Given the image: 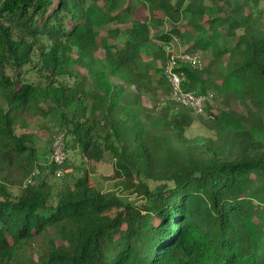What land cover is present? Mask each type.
I'll return each mask as SVG.
<instances>
[{
	"label": "trees",
	"instance_id": "16d2710c",
	"mask_svg": "<svg viewBox=\"0 0 264 264\" xmlns=\"http://www.w3.org/2000/svg\"><path fill=\"white\" fill-rule=\"evenodd\" d=\"M205 1L0 0V264H264V0ZM175 39L207 56L181 67L205 114L146 97ZM37 126L84 163L56 177Z\"/></svg>",
	"mask_w": 264,
	"mask_h": 264
},
{
	"label": "built area",
	"instance_id": "2783aa9c",
	"mask_svg": "<svg viewBox=\"0 0 264 264\" xmlns=\"http://www.w3.org/2000/svg\"><path fill=\"white\" fill-rule=\"evenodd\" d=\"M191 67L201 69L203 62L198 51H181L178 53H168L164 64V74L168 81V91L163 93L160 105L170 102L173 105H182L190 109L197 115L206 113V104L214 100V94L209 91L206 93H197L194 90L187 89L183 83L187 81L186 72L181 67ZM216 111L209 114L214 118ZM71 150L66 146V131L61 130L52 136L50 161L56 166L55 176L61 177L66 172L63 164L70 155ZM36 169L33 174H38Z\"/></svg>",
	"mask_w": 264,
	"mask_h": 264
},
{
	"label": "rangeland",
	"instance_id": "374dc122",
	"mask_svg": "<svg viewBox=\"0 0 264 264\" xmlns=\"http://www.w3.org/2000/svg\"><path fill=\"white\" fill-rule=\"evenodd\" d=\"M198 1L199 0H195V2H198ZM205 3H210V2L208 0H206ZM222 6H223L222 10H224V11L221 14L222 15L229 14V12L231 11V8L228 5H226V4H223ZM260 9L264 10V3H260ZM138 14H139V16H145V14H147V13L142 7H138ZM263 14H264V12H263ZM22 17H23L22 20H24L25 17L24 16H22ZM169 27H171V24L170 23H166V28H169ZM219 31L223 34V32H225L226 30L224 28H220ZM152 34L154 35L155 32L152 31ZM111 42H113V41H111ZM38 44H39L38 49H36L35 52L33 53L34 63L38 60V58L40 56V53H39L40 49L43 46V43H42L41 39H40V42L38 41ZM156 44H159V43H156ZM148 46L149 47L145 50L146 54L143 53V60H144L143 62H145V63L146 62L149 63V62L152 61V57H153L152 55L154 53L153 52L154 48L151 47L152 45H148ZM185 49H186V46L181 44L178 39L177 40L175 39V40L171 41L168 44V46L162 47L161 52L162 51L164 52L163 55H165V57L163 56L164 58L162 57L161 58L162 60L160 59L161 61H158V63H156V64H158L160 66V68H161L162 65L164 64L165 60H166V57H167L168 53H178V52H181V51H183ZM191 51H198L200 53V55L203 53L202 50H200V51L199 50H191ZM202 56L204 57V59H206V57H207L206 54H204V53L202 54ZM227 59H228V55H225L224 56V60H227ZM21 71L25 72L26 69L22 68ZM156 75L160 76L161 74L157 73ZM157 76H155V78ZM71 80H73V79H71ZM166 87L163 86L159 90L150 91L148 94H146V97L149 100V103H150L151 106L161 107L160 100H161V98L163 96V93L161 92V90H164ZM209 92L214 94V100H212L211 104H214V105L218 106V104H220V103H219L218 97L215 96V91L213 89L209 88ZM231 105L236 110H239V111L243 110V107L239 103H237L235 101L231 102ZM41 126H42V124H41ZM33 130L36 132V135L39 138L40 137L42 138V140L38 141V143H37V145H39V146L46 145L47 142H48L47 138L52 136V134L48 131V129H45L44 127L38 128V126H37ZM199 134L200 135H206V136H211L212 135V131H210L208 129V127L205 125L204 122L201 121V119L198 120V123L194 127L189 128V130L186 133V135L189 136V137H193V136L199 135ZM68 163H71V167L74 166V164L81 165V164L84 163L82 161V156H81V154H80V152L78 150H75V151L72 150V153L70 155V161ZM99 163H97L96 165L91 164V163H90L91 164L90 165L88 163V165H87V166H89L90 170L93 173L91 175L93 181L96 184H98L99 187H101L104 190H112V189H114V185L112 184V182H110V183L107 182V180H109V178H110V177L107 176V174H109L113 170V158H112V156L110 154H107V158L105 159V161L102 162V164L101 163L99 164ZM112 175H113V173H112ZM68 180H70V178H67V177H65V178H56V181L59 184H61V186H62L63 183L67 182ZM129 199L130 200H136V199H138V197L136 195H132V196L129 197Z\"/></svg>",
	"mask_w": 264,
	"mask_h": 264
},
{
	"label": "crops",
	"instance_id": "0c3cea01",
	"mask_svg": "<svg viewBox=\"0 0 264 264\" xmlns=\"http://www.w3.org/2000/svg\"><path fill=\"white\" fill-rule=\"evenodd\" d=\"M107 154H108V153H106L105 156H104V158H103V160L100 161L101 164H102V162H104L105 159L107 158ZM100 163H99V164H100ZM112 173H113V170H112V172H110L109 174H107V176H108V177H111ZM107 182H108V183L112 182V184H113V180H112V179L107 180Z\"/></svg>",
	"mask_w": 264,
	"mask_h": 264
},
{
	"label": "clouds",
	"instance_id": "9594fccd",
	"mask_svg": "<svg viewBox=\"0 0 264 264\" xmlns=\"http://www.w3.org/2000/svg\"><path fill=\"white\" fill-rule=\"evenodd\" d=\"M168 46V45H167ZM183 51H185V50H183ZM167 58V57H166ZM166 61V60H165ZM164 64H165V62H164ZM164 64H163V74H164Z\"/></svg>",
	"mask_w": 264,
	"mask_h": 264
}]
</instances>
